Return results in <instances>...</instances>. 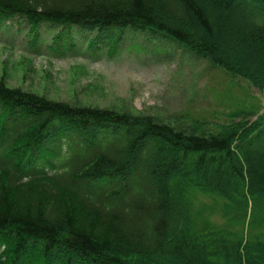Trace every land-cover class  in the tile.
Listing matches in <instances>:
<instances>
[{"label": "trees", "instance_id": "16d2710c", "mask_svg": "<svg viewBox=\"0 0 264 264\" xmlns=\"http://www.w3.org/2000/svg\"><path fill=\"white\" fill-rule=\"evenodd\" d=\"M15 19L94 51L150 34L264 94V0H0V27ZM228 115L169 123L0 81V264H264V108Z\"/></svg>", "mask_w": 264, "mask_h": 264}, {"label": "rangeland", "instance_id": "374dc122", "mask_svg": "<svg viewBox=\"0 0 264 264\" xmlns=\"http://www.w3.org/2000/svg\"><path fill=\"white\" fill-rule=\"evenodd\" d=\"M61 33L63 28L50 24L31 32L22 19L0 27V81L71 106L169 123L228 122L232 112L260 113L264 108L262 91L159 37L126 33L118 47L113 39L94 51V35L74 29L69 44ZM45 187L41 182L40 189ZM205 199L207 208L220 210L222 203ZM210 218L224 221L218 213Z\"/></svg>", "mask_w": 264, "mask_h": 264}]
</instances>
